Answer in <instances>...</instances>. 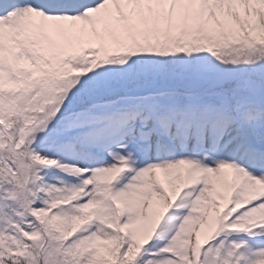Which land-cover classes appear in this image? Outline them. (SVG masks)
<instances>
[{"label":"snow or ice","instance_id":"1","mask_svg":"<svg viewBox=\"0 0 264 264\" xmlns=\"http://www.w3.org/2000/svg\"><path fill=\"white\" fill-rule=\"evenodd\" d=\"M0 264H264V0H0Z\"/></svg>","mask_w":264,"mask_h":264}]
</instances>
